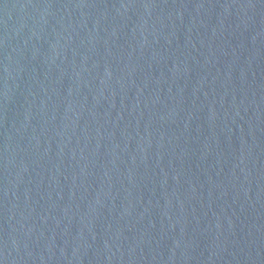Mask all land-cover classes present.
Returning <instances> with one entry per match:
<instances>
[{
    "label": "water",
    "instance_id": "95a60500",
    "mask_svg": "<svg viewBox=\"0 0 264 264\" xmlns=\"http://www.w3.org/2000/svg\"><path fill=\"white\" fill-rule=\"evenodd\" d=\"M0 264H264V0H0Z\"/></svg>",
    "mask_w": 264,
    "mask_h": 264
}]
</instances>
